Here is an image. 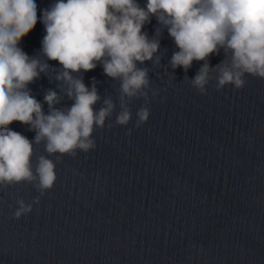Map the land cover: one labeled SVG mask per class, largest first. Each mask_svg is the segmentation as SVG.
I'll use <instances>...</instances> for the list:
<instances>
[{
    "label": "water",
    "instance_id": "95a60500",
    "mask_svg": "<svg viewBox=\"0 0 264 264\" xmlns=\"http://www.w3.org/2000/svg\"><path fill=\"white\" fill-rule=\"evenodd\" d=\"M55 2L36 0L37 24L19 45L29 56L46 59L41 17ZM157 27L153 16L143 31L152 38ZM158 38L160 65L138 62L160 93L147 123L134 127L141 99L130 105L129 125L107 127L120 111L119 82L98 64L83 73L84 82L91 87L94 77L101 97L111 95L117 108L94 132L96 149L59 161L60 154L49 156L57 161V181L43 196L28 182L0 188V264H264V79L246 75L243 89L209 85L201 95L184 78H194L203 61L187 73L173 69L169 61L179 49L166 28ZM223 59L221 50L209 62ZM58 83L41 74L29 85L45 114L44 94L59 93ZM72 103L65 96L56 107ZM8 127L34 141L30 126ZM34 150L33 169L48 156L43 143ZM19 199L33 211L15 219Z\"/></svg>",
    "mask_w": 264,
    "mask_h": 264
},
{
    "label": "clouds",
    "instance_id": "9594fccd",
    "mask_svg": "<svg viewBox=\"0 0 264 264\" xmlns=\"http://www.w3.org/2000/svg\"><path fill=\"white\" fill-rule=\"evenodd\" d=\"M153 16L162 27L149 38L143 28ZM37 19L36 0H0L2 189L28 182L43 196L57 181V161L65 155L76 157L78 150L96 149L94 132L105 128L117 108L111 95L101 97L94 77L91 87L84 82L83 73L98 64L119 82L120 111L115 124L107 127L129 125L133 120L130 105L141 99L144 104L136 112L134 127L147 123L153 98L160 93L151 86L149 68L138 67V62L160 65L158 37L164 28L179 49L169 61L173 69L183 67L187 73L193 61H203L194 78H184L201 95H207L209 85L217 91L229 85L243 89L248 83L246 75L264 79V0H147L144 7L138 0H56L41 17L46 30L41 55L46 59L29 56L19 46ZM221 50L224 59L211 66L209 57L220 55ZM49 60L58 61L61 67H52ZM41 74L59 82V93L48 89L44 94L48 114L29 88ZM65 96L72 105L56 107ZM98 102L102 103L97 110ZM15 121L35 131L34 141L8 127ZM126 135H132L131 128ZM41 143L48 156L40 155L33 169L34 145ZM54 154H60L57 161L48 158ZM39 202L38 196L33 203ZM17 203L15 219L33 211V204L23 199Z\"/></svg>",
    "mask_w": 264,
    "mask_h": 264
}]
</instances>
